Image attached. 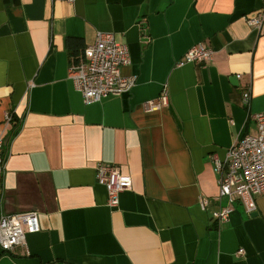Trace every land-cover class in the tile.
<instances>
[{"label": "crops", "instance_id": "1", "mask_svg": "<svg viewBox=\"0 0 264 264\" xmlns=\"http://www.w3.org/2000/svg\"><path fill=\"white\" fill-rule=\"evenodd\" d=\"M262 10L264 0H0V214L37 212L41 228L25 247H0V264H264V194L251 215L237 201L227 222L213 218L228 205L213 156L256 134L250 115L264 112V32L247 23ZM99 31L128 47L122 75L137 84L85 105L69 69ZM203 42L213 61L183 63ZM165 84L169 107L146 111ZM101 162L132 179L116 209Z\"/></svg>", "mask_w": 264, "mask_h": 264}, {"label": "built area", "instance_id": "2", "mask_svg": "<svg viewBox=\"0 0 264 264\" xmlns=\"http://www.w3.org/2000/svg\"><path fill=\"white\" fill-rule=\"evenodd\" d=\"M74 1V0H71ZM248 25L259 33L264 32V11L247 19ZM213 50L203 43L193 46L184 56L183 63L206 64L213 61ZM131 64V55L126 45L120 44L113 33L97 32L95 42L88 46L83 54L73 60L69 69V78L82 96L85 105L100 103L111 97H120L130 93L137 84L135 76L125 77L122 69ZM237 79L241 75L236 76ZM32 87V86H31ZM251 88L243 94L242 103L250 107ZM170 90L163 85L159 98L144 104L148 112L169 107ZM256 134H247L237 140L226 152L224 158L213 156V162L220 174L218 201L226 199L228 205L213 213L219 223L227 222L234 210V203L241 202L248 215L256 212V197L264 194V112L251 114ZM12 120L7 115V122ZM4 139L0 137V175L5 173L6 157L2 150ZM96 179L107 191V206L116 209L120 205V196L132 189V179L122 173L114 164L99 163L96 166ZM200 206L207 211L210 200L201 199ZM39 214L31 211L7 215L0 214V247L5 253L26 246V236L40 232ZM237 257L244 258L245 250L240 249Z\"/></svg>", "mask_w": 264, "mask_h": 264}, {"label": "water", "instance_id": "3", "mask_svg": "<svg viewBox=\"0 0 264 264\" xmlns=\"http://www.w3.org/2000/svg\"><path fill=\"white\" fill-rule=\"evenodd\" d=\"M233 82H234L235 85H238V80H237L236 77L233 78Z\"/></svg>", "mask_w": 264, "mask_h": 264}, {"label": "trees", "instance_id": "4", "mask_svg": "<svg viewBox=\"0 0 264 264\" xmlns=\"http://www.w3.org/2000/svg\"><path fill=\"white\" fill-rule=\"evenodd\" d=\"M12 121H13V118H12Z\"/></svg>", "mask_w": 264, "mask_h": 264}]
</instances>
